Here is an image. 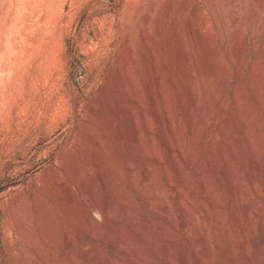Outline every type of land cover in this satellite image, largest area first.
<instances>
[{"label": "rangeland", "instance_id": "rangeland-1", "mask_svg": "<svg viewBox=\"0 0 264 264\" xmlns=\"http://www.w3.org/2000/svg\"><path fill=\"white\" fill-rule=\"evenodd\" d=\"M0 264H264V0H0Z\"/></svg>", "mask_w": 264, "mask_h": 264}, {"label": "bare ground", "instance_id": "bare-ground-1", "mask_svg": "<svg viewBox=\"0 0 264 264\" xmlns=\"http://www.w3.org/2000/svg\"><path fill=\"white\" fill-rule=\"evenodd\" d=\"M193 9H194V8H193ZM143 20H144V19H143ZM192 22H193V21H192ZM203 27H204V26H203ZM143 34H144V33H143ZM145 35H146V33H145ZM146 36H147V35H146ZM144 43H145V42H144ZM235 43H236V42H235ZM146 44H147V43H146ZM243 44H244V43H243ZM235 45H236V44H235ZM239 45H240V44H239ZM242 46H243V45H242ZM148 47H149V46H148ZM151 47H152V46H151ZM233 47H235V46H233ZM152 48H153V47H152ZM127 49H128V48H127ZM233 49H234V48H233ZM237 49H238V47H237ZM240 51H241V50H240ZM240 51H238L237 54H240V53H239ZM237 54H236V55H237ZM241 54H242V52H241ZM241 54H240V55H241ZM123 55H124V54H123ZM150 55H151V54H150ZM120 58H122L121 55H120ZM129 59H130V58H129ZM237 59H239V58H237ZM122 60H123V58H122ZM127 61H129V60H127ZM119 64H120V63H119ZM237 64H238V63H237ZM120 68H121V67H120ZM121 69H123V68H121ZM121 73H122V71H121ZM160 73H161V72H160ZM251 77H252V76H251ZM120 79H121V78H120ZM120 79H119V80H120ZM256 81H257V80H256ZM150 85H151V84H150ZM256 85H257V84H256ZM253 86H254V84H253ZM259 86H260V85H259ZM259 86H258V88H259ZM153 95H154V94H153ZM259 95H260V94H259ZM152 97H153V96H152ZM97 107H99V106H97ZM97 113H98V112H97ZM156 113H157V112H156ZM133 114H134V113H133ZM99 115H100V114H99ZM160 116H161V115H160ZM98 117H100V116H98ZM130 118H131V117H130ZM168 118H169V117H168ZM101 119H104V118H101ZM155 120H156V119H155ZM103 121H104V120H103ZM157 121H158V120H157ZM104 122H105V121H104ZM158 123H159V122H158ZM163 124H164V123H163ZM163 124H162V125H163ZM251 124H252V123H251ZM105 125H107V124H105ZM158 125H159V124H158ZM164 126H165V125H164ZM166 132H167V131H166ZM196 132H197V131H196ZM250 141H251V140H250ZM94 155H95V154H94ZM94 155H93V156H94ZM93 156H92V157H93ZM214 156H216V154H215ZM217 156H218V155H217ZM217 156H216V157H217ZM216 157H215V158H216ZM95 158H96V156L94 157V160H95ZM91 160H93V159H91ZM96 160H98V159L96 158ZM97 163H98V162L96 161V165H98ZM219 165H220V164H219ZM96 169H97V168H96ZM219 169H220V168H219ZM98 177H99V180H100V175H99ZM101 181H102V179H101ZM203 181H204V180H203ZM204 182H205V181H204ZM205 187H206V186H205ZM214 199H215V198H214ZM262 200H263V199H262ZM215 204H216V203H215ZM217 206H218V205H217ZM217 206H215V207H217ZM95 207H96V206H94L93 208L95 209ZM96 210H97V209H96ZM99 210H100V208H99ZM97 211H98V210H97ZM216 211H217V210H216ZM245 214H246V213H245ZM98 215H99V214H98ZM243 215H244V214H243ZM104 218H106V217H104ZM218 218H219V217H218ZM243 218H244V217H243ZM245 219H246V218H245ZM219 225H220V224H219ZM262 240H263V239H262ZM255 243H257V242H255ZM259 243H260V242H259ZM258 245H259V244H258ZM256 248H257V245H256Z\"/></svg>", "mask_w": 264, "mask_h": 264}, {"label": "clouds", "instance_id": "clouds-1", "mask_svg": "<svg viewBox=\"0 0 264 264\" xmlns=\"http://www.w3.org/2000/svg\"><path fill=\"white\" fill-rule=\"evenodd\" d=\"M99 218V217H98Z\"/></svg>", "mask_w": 264, "mask_h": 264}]
</instances>
